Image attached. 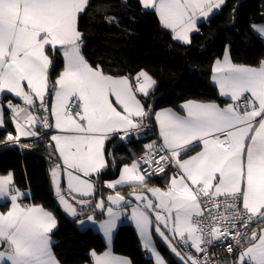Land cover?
Listing matches in <instances>:
<instances>
[{
	"label": "snow or ice",
	"instance_id": "snow-or-ice-1",
	"mask_svg": "<svg viewBox=\"0 0 264 264\" xmlns=\"http://www.w3.org/2000/svg\"><path fill=\"white\" fill-rule=\"evenodd\" d=\"M89 3L0 0V94L21 102L0 103V127L6 107L15 129L2 142L20 144L22 137H39L41 130L48 134L56 155L50 178L63 211L73 218L83 216L81 225L96 224L97 211L106 217L99 229L109 250H92L91 264H131L110 250L117 221L129 207L153 264H167L154 237L182 264H211L208 250L217 242L226 244L232 264H264V228L249 234L250 224L264 222V59L255 67L234 63L227 46L211 66V80L224 106L187 100L182 115L170 108L155 110L140 98L146 100L157 83L146 70L113 76L90 65L82 54L78 20ZM137 3L145 13H155L172 40L188 45L191 34L199 31L198 22L226 0ZM105 19L111 23L114 18L105 14ZM251 27L264 40V25ZM49 48L59 50L64 62L54 84ZM153 121L158 139L144 144L143 154L124 165L117 179L104 182L114 194L106 201L89 199L96 192L92 177L98 179L108 167L106 142L139 139ZM169 172L165 187L149 185L150 177ZM117 186L130 187L132 199L115 191ZM25 198L11 173L0 176V201L10 204L0 211V264H60L52 248L55 215L23 203Z\"/></svg>",
	"mask_w": 264,
	"mask_h": 264
},
{
	"label": "trees",
	"instance_id": "trees-1",
	"mask_svg": "<svg viewBox=\"0 0 264 264\" xmlns=\"http://www.w3.org/2000/svg\"><path fill=\"white\" fill-rule=\"evenodd\" d=\"M105 14L114 18L111 23L105 19ZM252 24L264 25V0H226L214 16L198 23L199 31L191 35L188 45L172 40L171 33L160 25L155 13H145L137 0H90L78 20V28L83 34L81 52L90 65L100 66L106 74L113 76H134L139 70H146L157 83L150 96L146 100L141 97V100L154 105L155 110L170 108L177 112L187 100L224 105L225 100L211 84V66L223 56L227 46L231 47L234 63L259 65L264 59V41L253 32ZM48 54L53 61L49 78L54 84L63 69V58L59 50L53 52L49 48ZM7 100L16 102L10 95L4 97V101ZM4 121V127L0 128V176L11 173L16 188L31 192L24 203L37 204L53 212L58 223L52 233V248L60 264H90V252L101 253L106 246L90 227L82 231L76 227V222L83 216L67 217L58 205L50 180V167L56 155L49 147L48 134L41 131L44 135L30 148H22L21 144L8 145L2 141L9 132L15 134V130L6 107ZM155 132L153 121L139 139L128 141L139 148L135 156H130L122 143L114 145L117 137L107 142L106 152L111 155L108 156V167L100 177H92L97 183L93 201L104 197L106 189L101 184L115 177L122 165L137 158L142 143L154 138ZM122 155L124 157L119 158ZM118 191L126 196L132 189L124 186ZM0 207L4 210L7 205ZM92 207L85 212L91 213ZM96 218L100 220L102 214L98 213ZM253 224L257 231L264 228V222ZM157 244L162 255L169 258L166 248ZM112 246L116 255L126 257L131 264H153L131 223L118 227Z\"/></svg>",
	"mask_w": 264,
	"mask_h": 264
},
{
	"label": "crops",
	"instance_id": "crops-1",
	"mask_svg": "<svg viewBox=\"0 0 264 264\" xmlns=\"http://www.w3.org/2000/svg\"><path fill=\"white\" fill-rule=\"evenodd\" d=\"M123 1H127V0H123ZM219 11V9L218 10H215L214 12H213V14H211L209 17H208V19L209 18H211L212 16H214L217 12ZM81 15V14H80ZM157 17V16H156ZM157 19H158V17H157ZM207 19V20H208ZM159 21V20H158ZM201 21H206V20H204V19H201L199 22H201ZM198 22V23H199ZM253 25V24H252ZM257 25H260V24H257ZM252 28V27H251ZM167 30V29H166ZM167 31H169V30H167ZM170 32V31H169ZM254 32V31H253ZM194 33V32H193ZM192 33V34H193ZM191 34V35H192ZM257 34V33H256ZM258 35V34H257ZM264 41V40H263ZM175 42H177V41H175ZM177 43H179V44H182L181 42H177ZM182 45H185V44H182ZM62 54V53H61ZM62 58H63V56H62ZM222 58V57H221ZM64 63V62H63ZM211 84L215 87V85L213 84V82H212V80H211ZM6 95H10L11 96V94H8V93H4V94H0V103H6V101H4V97L6 96ZM14 100H16V102H14V103H21L17 98H15V97H13V96H11ZM141 98V97H140ZM224 99V98H223ZM182 105V104H181ZM220 106H224V105H220ZM173 111H175V110H173ZM177 112V111H176ZM178 114H183V111H182V108H181V106H180V111L179 112H177ZM0 128H2V127H0ZM15 130V129H14ZM42 132H44V130H41ZM156 137H158V135L156 134ZM29 138V137H28ZM25 139H27V138H24V137H22L21 138V141L20 142H22V141H24ZM137 138L136 137H133L131 140H136ZM120 143H122L125 147H126V150H128V154L130 155V156H135L136 155V152H137V149L139 150V148L137 147V146H135V145H133V143H129L128 141H120L119 140V137H117V142L114 144V145H117V144H120ZM106 145H107V142H106ZM199 149H197V151H198ZM139 156V155H138ZM121 157H124V155H122V156H120L119 158H121ZM132 163V161H130L128 164H125V165H130ZM124 165H122L120 168H119V170H118V173H117V175L115 176V177H113V178H111V179H108V180H105V181H114L115 179H117L118 177H119V173H120V170H121V168L123 167ZM104 171V170H103ZM171 175V172H169L167 175H164L163 177H161L160 179H157V180H148V183H149V185H151V186H159V187H161V188H163V187H165L166 186V184L168 183V177ZM93 179V178H92ZM104 181V182H105ZM104 182L101 184L102 185V187H103V184H104ZM61 187H62V189H64V191H65V195H67V184H66V181L62 178V185H61ZM121 187H124V186H117V188L115 189V191H118V189L119 188H121ZM96 188H97V183H96ZM104 188V187H103ZM106 189V192H105V195H104V199H105V201H106V197H107V195L108 194H114V190L113 189H108V188H105ZM97 190V189H96ZM142 189H140L139 191H141ZM21 191V190H20ZM22 192H24L25 194H26V198L25 199H28V198H30V196H31V192L29 191V190H25V191H22ZM96 193V192H95ZM122 194V193H121ZM126 197L129 199V200H131L132 199V197H130V196H128V195H126ZM89 199H92V200H94L95 199V195L93 196V197H89ZM98 199H100V198H98ZM97 199V200H98ZM24 200V199H23ZM23 200H22V202H23ZM24 203V202H23ZM3 204H6L7 205V207H6V209H1V207H0V211H6L7 210V208L10 206V204H8V203H6V202H4V201H0V206L1 205H3ZM93 207H92V209L94 208V204L92 205ZM47 210V209H46ZM49 211V210H48ZM98 213H100V212H96L95 213V216L98 214ZM129 214H130V207L127 209V211H126V213H125V215H123L122 217H121V219L120 220H118L117 221V227L114 229V231H113V234H112V241H111V245H110V250L112 251V253H113V255H116L114 252H113V239H114V236H115V233H116V231H117V229H118V227L121 225V224H123V223H131V224H133L134 225V223L131 221V219L129 218ZM106 217L105 216H103L102 215V218L100 219V220H98L97 218H96V220H97V223L96 224H93V223H91V222H86L85 224H83V225H81V224H79V220H81V219H79L77 222H76V227L79 229V230H84L85 228H88V227H90L95 233H97L98 235H100L101 236V238H102V240H103V242L105 243V246H106V248H105V250H109V245H108V242L105 240V238H104V236H103V233L100 231V229H99V221H102L103 219H105ZM82 219H84V218H82ZM135 226V225H134ZM56 229V228H55ZM55 229L53 230V232L55 231ZM136 229V228H135ZM136 234H137V237H138V240H139V236H138V233H137V231H136ZM154 239H155V244H156V246H157V248H158V244H157V242H159V243H161V245L162 246H164L165 248H166V250L168 251V253H169V255H170V257L169 258H166V257H164V255H163V257L165 258V260L167 261V264H170V260L171 261H174L176 264H182V262L181 261H179V259L174 255V254H172L171 252H170V250L167 248V246L159 239V237H154ZM139 242H140V240H139ZM53 243H54V239L52 238V246H53ZM141 244V243H140ZM104 250V251H105ZM158 250H159V248H158ZM159 252H160V250H159ZM161 253V252H160ZM162 254V253H161ZM116 256H119V255H116ZM148 256H149V254H148ZM121 257H123V256H121ZM124 258H126V257H124ZM91 264V263H90Z\"/></svg>",
	"mask_w": 264,
	"mask_h": 264
},
{
	"label": "built area",
	"instance_id": "built-area-1",
	"mask_svg": "<svg viewBox=\"0 0 264 264\" xmlns=\"http://www.w3.org/2000/svg\"><path fill=\"white\" fill-rule=\"evenodd\" d=\"M155 134H156V132H155ZM42 136L43 135L40 134L39 137H29V138L25 139L24 141L20 142V144H31L33 146L39 142V140L41 139ZM156 139H158V137L155 136L154 138H151V139L144 141L142 143V146H141V153L138 157H140L143 154L144 144L148 143L151 140H156ZM6 144H8V145L9 144L20 145V144H15L12 142H8ZM141 166L145 167L144 165H141ZM163 176H164V174L155 175V176L150 177L149 180H157ZM251 230H257V228L254 226L253 223L250 224V226H249V234H250ZM230 242H231V239H229L226 243H230ZM198 255H200L201 258L203 257V254H198ZM208 256L210 258L211 264H232V256H231V254H229L227 252L226 244H220L219 242H217L214 245L210 246L209 250H208Z\"/></svg>",
	"mask_w": 264,
	"mask_h": 264
},
{
	"label": "water",
	"instance_id": "water-1",
	"mask_svg": "<svg viewBox=\"0 0 264 264\" xmlns=\"http://www.w3.org/2000/svg\"><path fill=\"white\" fill-rule=\"evenodd\" d=\"M50 180H51V178H50ZM51 185H52V183H51ZM61 185H62V181H61ZM52 191H53V195H54V197H55V199H56L58 205L60 206L59 201H58V199H57V197H56V195H55V192H54L53 186H52ZM60 207H61V206H60ZM61 209H62V211H63V208H62V207H61ZM63 212H64V211H63ZM64 214H65L67 217L73 218V217L67 215V213H65V212H64Z\"/></svg>",
	"mask_w": 264,
	"mask_h": 264
},
{
	"label": "rangeland",
	"instance_id": "rangeland-1",
	"mask_svg": "<svg viewBox=\"0 0 264 264\" xmlns=\"http://www.w3.org/2000/svg\"><path fill=\"white\" fill-rule=\"evenodd\" d=\"M42 135H44V133H42Z\"/></svg>",
	"mask_w": 264,
	"mask_h": 264
}]
</instances>
